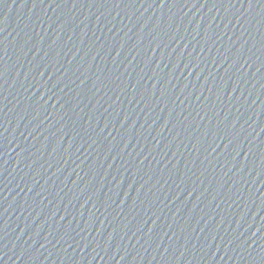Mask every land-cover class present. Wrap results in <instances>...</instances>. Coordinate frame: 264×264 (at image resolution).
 <instances>
[{
    "label": "water",
    "instance_id": "1",
    "mask_svg": "<svg viewBox=\"0 0 264 264\" xmlns=\"http://www.w3.org/2000/svg\"><path fill=\"white\" fill-rule=\"evenodd\" d=\"M0 264H264V0H0Z\"/></svg>",
    "mask_w": 264,
    "mask_h": 264
}]
</instances>
